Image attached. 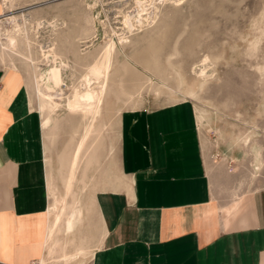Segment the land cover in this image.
<instances>
[{
	"label": "crops",
	"instance_id": "obj_1",
	"mask_svg": "<svg viewBox=\"0 0 264 264\" xmlns=\"http://www.w3.org/2000/svg\"><path fill=\"white\" fill-rule=\"evenodd\" d=\"M28 91L23 72L0 63V264L53 257L49 172L60 181ZM112 129L97 151L107 180L90 178L68 264H264V185L208 165L192 105L122 109Z\"/></svg>",
	"mask_w": 264,
	"mask_h": 264
},
{
	"label": "rangeland",
	"instance_id": "obj_2",
	"mask_svg": "<svg viewBox=\"0 0 264 264\" xmlns=\"http://www.w3.org/2000/svg\"><path fill=\"white\" fill-rule=\"evenodd\" d=\"M88 1L12 0L0 17L14 14L21 22L23 9L30 25L41 18L45 20L44 26L54 20L63 27L58 30L55 44L49 47L54 56L47 58L41 44L35 42L31 62L26 56V47L19 44L12 62L9 52L0 48L2 67L17 68L24 74L30 102L42 117L49 150L54 142L55 169L59 172L61 166L57 158L71 152L76 142V137L66 142L67 136L72 135V125L78 126L80 121L84 125L83 107L91 108L89 102H79L74 96L82 69L78 68L75 75H71V57L67 69L60 66L64 57L60 40L85 28L83 18L89 14L94 18L95 34L90 42L82 43L81 48L100 57L108 38L114 42L110 79L113 92L107 109V130L90 135L97 151L107 131L114 134L112 128L122 109L143 104L158 107L186 103L194 108L197 132L208 165L236 172V177L246 179L252 187L263 186L264 0H167L159 5L153 23L139 25L131 34L124 28L123 15L134 10V0H97L96 7L87 11ZM3 25L8 23L5 21ZM45 30L48 31L44 32L43 27L39 29L38 40L51 42L53 31L50 27ZM114 31L128 37L120 42ZM204 58H207L204 71L208 76L200 85L199 68ZM98 67L100 69V65ZM34 68L38 81L34 78ZM80 129L83 131L82 124ZM246 136L249 140L243 143L241 138ZM49 159L52 161L51 157ZM100 160L96 162L100 164ZM50 161L47 162L51 169ZM49 178L52 187L49 216L52 219L57 212L52 206H60L62 185L60 178V185L55 182L52 172ZM90 178L95 179L94 172L89 174L85 186ZM84 193L79 200L84 199ZM82 238L78 234V241ZM53 258H47L44 264H62L65 260L63 254ZM75 264L78 263L75 261Z\"/></svg>",
	"mask_w": 264,
	"mask_h": 264
},
{
	"label": "bare ground",
	"instance_id": "obj_3",
	"mask_svg": "<svg viewBox=\"0 0 264 264\" xmlns=\"http://www.w3.org/2000/svg\"><path fill=\"white\" fill-rule=\"evenodd\" d=\"M166 1L167 0H134V10L128 11L123 15V24L126 32L129 31L131 34L136 25L143 26L145 23L147 25L153 23L155 21L154 18L157 16L159 5H162ZM1 2L3 7L7 8L8 2L11 5L12 0H1ZM97 3V0H89L87 3V11L94 9ZM24 11L25 10L23 9L20 11V17H22L21 22L18 21L14 14L0 19L1 50L6 51L7 53L9 52V58H11L12 61V55L16 52V46L22 44L27 49V58L33 62L32 48H34V45L39 42L43 49V53L48 58L52 55L49 47L50 45L55 44L54 42L58 35V30H61L63 27L59 26V24L56 23L57 21H48L46 26L50 27L51 31H53L51 34L54 35L52 41L46 42L43 39L38 40L40 37L39 29L46 27L44 26L45 20L39 18L35 20V22L33 21L34 23L32 22L33 25H30ZM83 20L86 23L85 28H80V30L74 32V36L66 35L63 40H60L64 46V57L63 60L60 61V66L64 70L67 69L69 66L68 58L71 57L73 60L71 63L73 65L71 75L74 76L78 68L82 69L77 77V88L74 90V96L79 102L86 100L91 104L89 110L83 107L85 124L83 125L82 121H80L78 126L72 125V135L67 136L66 138V142L68 143L70 139L75 140L76 137V142L74 143L71 152H68L64 157L61 156L58 158L61 162L58 173H60L59 178L61 179L62 190L59 208L52 206L57 209V212L56 215L50 219L47 234V250L48 255L58 257L59 255L55 254V249L59 245L62 251L61 254H63V259H65L62 264H68V252H66L67 244L78 240L74 228L76 227L77 231L78 224L81 223L85 217L84 210L86 211L92 204L93 193H84V199L79 200L82 192H85L88 188V186H85V182L89 179V170L94 172L96 183L98 185L107 180L105 175L106 172H100L101 170H105V164L107 161L106 153L100 160V164L96 162L99 158L97 155V146L95 147L93 137L90 138V135L93 134L94 131L101 132L107 130V109L110 94L113 92L110 79L112 71L111 66L113 65H111V54L114 53H112L114 42L111 37L108 38V44L104 46V51L102 50L103 53L100 54V57L96 53L98 51H96V55H94V53L92 54L86 49L81 48V44L90 42L95 34V30L93 29L95 23L94 18L88 14L84 16ZM5 21L8 25H3ZM115 35H117L118 41L120 42L128 37V35H125L123 32L119 34L115 32ZM10 45H12L11 48L9 47ZM103 55L104 60H101ZM206 61L207 58H204L201 61L202 68H199V76L201 77V80L198 81L200 85H203L207 80L206 78L208 75L204 71ZM99 65L100 69H98ZM33 72V74H35V80L38 81L35 68L33 69ZM81 124L83 131H81V129L79 130ZM248 138V136L241 138L242 142L246 143L249 140ZM47 149L49 150V148ZM48 187L49 193H51L52 187L50 185V178ZM45 260L46 258H43L40 263L44 264Z\"/></svg>",
	"mask_w": 264,
	"mask_h": 264
},
{
	"label": "built area",
	"instance_id": "obj_4",
	"mask_svg": "<svg viewBox=\"0 0 264 264\" xmlns=\"http://www.w3.org/2000/svg\"><path fill=\"white\" fill-rule=\"evenodd\" d=\"M135 27H139V25H136Z\"/></svg>",
	"mask_w": 264,
	"mask_h": 264
}]
</instances>
